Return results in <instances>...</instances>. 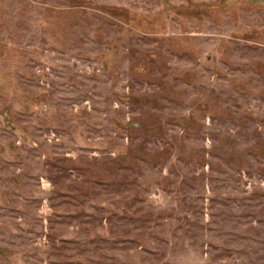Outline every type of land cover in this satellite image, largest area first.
<instances>
[{
  "label": "rangeland",
  "instance_id": "374dc122",
  "mask_svg": "<svg viewBox=\"0 0 264 264\" xmlns=\"http://www.w3.org/2000/svg\"><path fill=\"white\" fill-rule=\"evenodd\" d=\"M0 264H264V0H0Z\"/></svg>",
  "mask_w": 264,
  "mask_h": 264
}]
</instances>
